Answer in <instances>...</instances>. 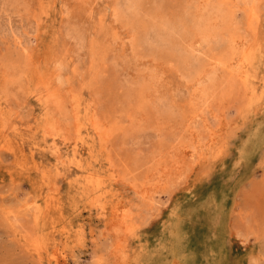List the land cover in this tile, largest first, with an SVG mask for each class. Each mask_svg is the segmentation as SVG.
<instances>
[{
    "label": "rangeland",
    "instance_id": "rangeland-1",
    "mask_svg": "<svg viewBox=\"0 0 264 264\" xmlns=\"http://www.w3.org/2000/svg\"><path fill=\"white\" fill-rule=\"evenodd\" d=\"M0 264H264V0H0Z\"/></svg>",
    "mask_w": 264,
    "mask_h": 264
},
{
    "label": "bare ground",
    "instance_id": "bare-ground-1",
    "mask_svg": "<svg viewBox=\"0 0 264 264\" xmlns=\"http://www.w3.org/2000/svg\"><path fill=\"white\" fill-rule=\"evenodd\" d=\"M235 1V0H234ZM100 2V1H99ZM235 4V3H234ZM255 6V5H254ZM230 9V8H229ZM237 10V9H236ZM235 10V11H236ZM229 12V11H228ZM248 12V11H247ZM252 13V12H251ZM225 14V13H224ZM160 17V16H159ZM208 17V16H207ZM216 18V17H215ZM251 20H252V18H251ZM202 22V21H201ZM209 24V23H208ZM252 24V23H251ZM230 26V25H229ZM204 27V26H203ZM208 28V27H207ZM226 28V27H225ZM212 29V28H211ZM214 29V28H213ZM175 30V29H174ZM216 30V29H215ZM206 31V30H205ZM197 33H198V31H197ZM200 35V34H199ZM206 35V34H205ZM209 35V34H208ZM214 36H215V34H213ZM207 36V35H206ZM212 36V35H211ZM209 37H210V35H209ZM152 38V37H151ZM207 39H208V36L206 37ZM206 39V40H207ZM188 46V45H187ZM251 47V46H250ZM51 50V49H50ZM260 52V51H259ZM245 53V52H244ZM244 53H243V55H244ZM32 56V55H31ZM49 58V57H48ZM243 58V57H242ZM226 60V59H225ZM48 61V60H47ZM46 62V61H45ZM32 65V64H31ZM45 65V64H44ZM30 66V65H29ZM59 67V66H58ZM27 68V67H26ZM34 69V68H33ZM42 70V69H41ZM28 71V70H27ZM77 74V73H76ZM74 76H76V75H74ZM78 77V76H77ZM231 77V76H230ZM229 78V77H228ZM35 80H36V82H37V84L38 85H40V86H42V87H45V88H47V87H51V81H52V79L50 78V76H48L47 74H36V77H35ZM58 81H60V78H59V80ZM258 82V81H257ZM60 84V83H59ZM151 86V85H150ZM54 87H55V85H54ZM154 87V86H153ZM147 88V87H146ZM202 88V87H201ZM202 90V89H201ZM141 92V91H140ZM156 95V94H155ZM51 96V97H50ZM49 97L50 98H52V99H55L56 98V96H57V94H56V92H54V91H52V93H51V95H50ZM48 97V98H49ZM42 98V97H41ZM206 98V97H205ZM46 99H47V97H46ZM207 99V98H206ZM215 106V105H214ZM75 114V113H74ZM77 128V127H76ZM60 130V129H59ZM54 132V131H53ZM56 132V131H55ZM52 133V132H51ZM71 139V138H70ZM69 140V139H68ZM73 152V151H72ZM193 152V151H192ZM199 153V152H198ZM208 154V153H207ZM75 156V155H74ZM177 161V160H176ZM192 164V163H191ZM208 164V163H207ZM189 165V164H188ZM194 165V164H193ZM192 165V166H193ZM190 166V165H189ZM81 168V167H80ZM189 172V171H188ZM170 174V173H169ZM157 175V174H156ZM88 176V175H87ZM159 176V175H158ZM173 176V175H172ZM85 177V176H84ZM97 179V178H96ZM155 179V178H154ZM171 179V178H170ZM89 180V179H88ZM102 180V179H101ZM166 180V179H165ZM180 180V179H179ZM178 180V181H179ZM87 182V181H86ZM168 182V181H167ZM170 182V181H169ZM101 183V182H100ZM93 184V183H92ZM171 186V185H170ZM101 189V188H100ZM111 196V195H110ZM137 200V199H136ZM147 201V200H146ZM97 204H99V203H97ZM123 204V203H122ZM102 208V207H101ZM105 220V219H104ZM113 220V219H112ZM116 220V219H115ZM33 225V224H32ZM128 230V229H127ZM133 238V237H132ZM39 256V255H38Z\"/></svg>",
    "mask_w": 264,
    "mask_h": 264
}]
</instances>
